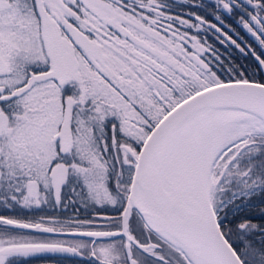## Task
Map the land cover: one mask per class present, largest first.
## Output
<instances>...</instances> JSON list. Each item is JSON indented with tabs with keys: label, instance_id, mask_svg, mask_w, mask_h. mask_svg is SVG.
I'll return each mask as SVG.
<instances>
[{
	"label": "snow or ice",
	"instance_id": "1",
	"mask_svg": "<svg viewBox=\"0 0 264 264\" xmlns=\"http://www.w3.org/2000/svg\"><path fill=\"white\" fill-rule=\"evenodd\" d=\"M0 264H264V0H0Z\"/></svg>",
	"mask_w": 264,
	"mask_h": 264
},
{
	"label": "flooded vegetation",
	"instance_id": "2",
	"mask_svg": "<svg viewBox=\"0 0 264 264\" xmlns=\"http://www.w3.org/2000/svg\"><path fill=\"white\" fill-rule=\"evenodd\" d=\"M209 19H211V17H209Z\"/></svg>",
	"mask_w": 264,
	"mask_h": 264
}]
</instances>
